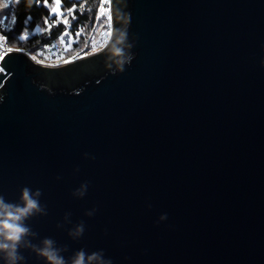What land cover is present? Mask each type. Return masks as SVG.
<instances>
[{
  "label": "water",
  "instance_id": "obj_1",
  "mask_svg": "<svg viewBox=\"0 0 264 264\" xmlns=\"http://www.w3.org/2000/svg\"><path fill=\"white\" fill-rule=\"evenodd\" d=\"M108 5L113 31L130 14L124 72L100 47L58 64L24 50L0 60V194L41 189L48 214L26 223L34 243L68 245L65 257L85 248L113 264H264V0Z\"/></svg>",
  "mask_w": 264,
  "mask_h": 264
},
{
  "label": "clouds",
  "instance_id": "obj_2",
  "mask_svg": "<svg viewBox=\"0 0 264 264\" xmlns=\"http://www.w3.org/2000/svg\"><path fill=\"white\" fill-rule=\"evenodd\" d=\"M122 24L114 31L111 23L107 30V35L103 43L99 45L101 49H107L110 53L106 67L113 72H124L126 65L131 64L134 59V53L131 49L134 42L128 41V28L130 26V14H124L120 18ZM96 46L94 47L95 50ZM261 66H264V59L261 60ZM42 87H44L42 85ZM80 91V90H76ZM0 100L3 97L0 96ZM86 158L89 153H84ZM95 159V156H91ZM79 171V167L76 168ZM60 179V177H57ZM90 182L81 183L80 187L74 189L72 195L77 198H83L88 190ZM42 190L25 186L21 189V195L18 201H7L3 194H0V264H26V257L22 254V249L30 250L35 254L38 260H43L44 264H113V260L106 257L103 249L88 252L85 248L76 250L71 257H65L63 253L69 251L68 245H58L57 241L51 237H44L38 243L33 241L38 239L39 234L33 231L26 223L34 216L47 215V205L41 204L40 197ZM152 207L151 204L148 205ZM98 209L93 207L85 212L86 216L92 217ZM71 212H66L64 220L71 223ZM167 213L160 215L156 223L167 220ZM58 228L64 227V224H57ZM86 230L85 222L81 220L78 224L68 230V235L73 240H79ZM125 259H128L125 257Z\"/></svg>",
  "mask_w": 264,
  "mask_h": 264
},
{
  "label": "trees",
  "instance_id": "obj_3",
  "mask_svg": "<svg viewBox=\"0 0 264 264\" xmlns=\"http://www.w3.org/2000/svg\"><path fill=\"white\" fill-rule=\"evenodd\" d=\"M0 3H8V0H0ZM56 4V0H47L46 4L44 0H19V3L0 8V18H7L5 20L6 27L2 32L8 45L14 49L22 48L32 57L40 59L44 44L59 40L61 34L67 32L70 38L65 49V60L94 50L92 47L94 42L95 49L99 48L106 38L102 33L107 32L109 25L103 23L102 20L103 26L100 27L99 20L103 17L100 19L97 17L100 15L101 5H103V11L109 13L108 0H60L58 5L60 12L58 13L67 14L69 8H74L73 14L67 15L69 25L60 23L57 26L53 20H49L48 23L53 24V27L49 31L40 32L37 25L47 28L44 19L50 15L54 19L62 20L64 18L63 15L50 12V8ZM81 5L84 6L83 10H81ZM13 15L16 17L14 24L11 23ZM26 31L29 33L28 38L20 40L19 37ZM69 45L71 46L69 47Z\"/></svg>",
  "mask_w": 264,
  "mask_h": 264
},
{
  "label": "snow or ice",
  "instance_id": "obj_4",
  "mask_svg": "<svg viewBox=\"0 0 264 264\" xmlns=\"http://www.w3.org/2000/svg\"><path fill=\"white\" fill-rule=\"evenodd\" d=\"M45 4L47 3V0H44ZM59 2L60 0H56V3L57 5H59ZM14 3H19V0H8V3H0V8H5V7H8L9 4H14ZM101 7V11H100V15L97 17V19H100L101 17H103V23H107L108 25H110L111 23V14L110 13H105L103 11V5L100 6ZM84 9V6L81 5V10ZM50 12L53 13V14H58V15H63L64 18L61 20V19H54L52 15H50L49 17L45 18L44 19V24L47 25V28H44V27H41L40 25H37L38 27V30L40 32H44V31H49L52 27H53V24H49L48 21L49 20H53V23L55 25H59L60 23H63L64 25H69V20L67 19V15H72L73 12H74V8H69L67 10V14H60L58 13V8L57 7H51L50 8ZM7 18H0V31H3L6 27V24H5V20ZM73 19H75V17L73 16ZM15 20H16V17L13 15L11 17V23L14 24L15 23ZM25 23L27 24V20L25 21ZM103 23L101 24V27L103 26ZM81 31H83V29H81ZM67 34V33H66ZM102 35H107V32H104L102 33ZM29 36V33L26 31L23 35H21L19 37L20 40H25L27 39ZM78 38V37H77ZM6 41V37L4 36H0V60H3L4 56L8 55L9 53L13 52V51H23L22 48H11V47H7L6 50H5V47H4V42ZM61 43H63V38H61ZM71 45H69L70 47ZM96 46L95 42L92 44V47L94 48ZM76 58H79L78 56ZM32 59H37V57L33 56ZM41 63H43V61H40ZM67 62V61H65ZM4 69L3 68H0V72H3Z\"/></svg>",
  "mask_w": 264,
  "mask_h": 264
},
{
  "label": "built area",
  "instance_id": "obj_5",
  "mask_svg": "<svg viewBox=\"0 0 264 264\" xmlns=\"http://www.w3.org/2000/svg\"><path fill=\"white\" fill-rule=\"evenodd\" d=\"M0 36H4L2 31H0ZM64 44H65L64 41L63 43H61L60 41H52L44 44L42 55L40 56V59H36V60L43 61V63L46 64H58L65 61ZM4 47L5 50L7 47H10L8 45L7 40L4 42ZM0 68L2 67L0 66Z\"/></svg>",
  "mask_w": 264,
  "mask_h": 264
},
{
  "label": "rangeland",
  "instance_id": "obj_6",
  "mask_svg": "<svg viewBox=\"0 0 264 264\" xmlns=\"http://www.w3.org/2000/svg\"><path fill=\"white\" fill-rule=\"evenodd\" d=\"M54 7H57L58 8V5L56 4ZM58 12H60V9L58 8ZM102 20H103V18H101L100 20H99V26L101 25V23H102ZM101 27V26H100ZM67 32H64L63 34H61V36H60V38H59V40H57V41H60L61 42V38H63V41H64V47H65V49H66V46H67V42H68V40H69V38H70V36L68 35V33L66 34ZM12 48V47H11ZM93 51V50H92ZM39 61V60H38Z\"/></svg>",
  "mask_w": 264,
  "mask_h": 264
}]
</instances>
